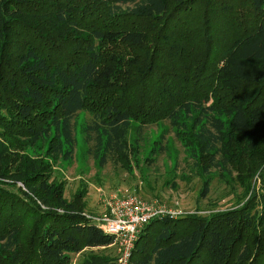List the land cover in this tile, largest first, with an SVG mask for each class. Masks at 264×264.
<instances>
[{
	"label": "trees",
	"instance_id": "trees-1",
	"mask_svg": "<svg viewBox=\"0 0 264 264\" xmlns=\"http://www.w3.org/2000/svg\"><path fill=\"white\" fill-rule=\"evenodd\" d=\"M84 110L102 160L165 120L206 170L264 171V0H0V264H117L48 159L73 156ZM129 264H264V193L148 222Z\"/></svg>",
	"mask_w": 264,
	"mask_h": 264
},
{
	"label": "rangeland",
	"instance_id": "rangeland-1",
	"mask_svg": "<svg viewBox=\"0 0 264 264\" xmlns=\"http://www.w3.org/2000/svg\"><path fill=\"white\" fill-rule=\"evenodd\" d=\"M90 122L89 110L78 114L76 146L71 158L48 156L55 180L66 187L67 199L86 192L87 215H101L104 212L102 194L115 189L137 194L144 200L161 201L168 208L178 203V208L200 212L202 216L241 207L253 194L264 193V171L259 170L253 177H242L234 168L206 170L200 157L190 151L187 135L177 134L176 128L165 120L145 125L132 120L124 151L102 160V152L86 139ZM27 150H36L43 156L48 152L46 145L27 146ZM257 157L264 162V154L258 151ZM20 184L17 186L24 190ZM100 252L116 257L117 261L120 257L116 246ZM79 259V255L74 256V262Z\"/></svg>",
	"mask_w": 264,
	"mask_h": 264
},
{
	"label": "built area",
	"instance_id": "built-area-1",
	"mask_svg": "<svg viewBox=\"0 0 264 264\" xmlns=\"http://www.w3.org/2000/svg\"><path fill=\"white\" fill-rule=\"evenodd\" d=\"M20 185L26 191L25 186ZM38 203L43 209H48L40 202ZM101 203L104 208L101 215H85L106 235L114 239L110 246H116L119 249L120 257L117 264H129L140 232L148 222L163 218L174 220L192 215L202 216L200 212L184 211L178 208V203L168 208L161 201L144 200L137 194L127 193L121 189L103 193ZM57 211L63 213L61 209Z\"/></svg>",
	"mask_w": 264,
	"mask_h": 264
}]
</instances>
